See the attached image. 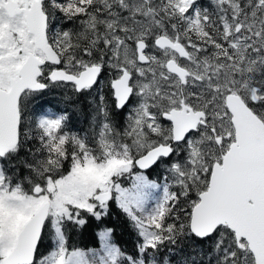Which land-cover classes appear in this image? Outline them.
Here are the masks:
<instances>
[{"label":"rangeland","instance_id":"1","mask_svg":"<svg viewBox=\"0 0 264 264\" xmlns=\"http://www.w3.org/2000/svg\"><path fill=\"white\" fill-rule=\"evenodd\" d=\"M188 2H191V0H133L132 7L127 6L121 0L120 6L116 0H104V5L102 0H78L59 3L62 10L69 9L80 17L72 21L74 26V29H70L72 40L68 39L67 41L66 37V45L61 46L63 49H67L69 54L60 51L66 59L65 64L62 66L70 71H76L83 64L93 65L107 61L105 65L101 64L100 66V68L108 66L105 68L107 72L103 79L98 78L92 86V90L88 87V91L83 89L73 91L65 86H56L55 92L48 90L44 95L43 104L45 107L43 110L41 109V114H38L36 107H31V112L27 116L20 114V126L27 122L26 127L40 130L44 136L59 139L46 141L41 149L38 146L35 156H33L34 153L29 156V159L33 162H30V160H28V163L23 162L26 163L25 169H30L38 178L33 186L39 185V181H44L45 189L43 192L40 190L39 192L32 191L25 194L17 184L12 182V179L8 180L10 175L7 174L5 183H0L1 254H5L10 249L22 223L37 208L38 204L46 198L50 200L51 205L44 229L50 226L51 234L42 242V247L47 248L48 241L52 246L45 251L46 254L41 257V261L44 264H85L79 251L75 250L67 253L64 248V236L59 221L67 213V207L73 205L74 209L75 207H84L88 210L98 208L101 212H104L105 201L97 203L94 198L99 191L110 189L113 202L125 211L127 216L136 219L132 212L133 209L144 208L145 205H148L147 208L154 212L151 218L158 220L167 205V201L163 202V196L168 189H172V192L168 193L171 206L164 210L166 212H174L173 210L176 209L178 204V194L184 196L183 200L187 197V194L191 195L190 188L194 186L192 184L201 178L199 169L203 162L202 158H199L195 163L193 162L200 145L191 141L192 136L185 135L181 147L174 148L172 143H167L172 147L171 154L161 157L154 165H152L153 160L150 159L151 161L145 165L150 171L138 169L134 163L133 148L135 150L141 148L140 140L134 138L135 123L130 121L125 124V122L130 118L141 120L147 118L145 113L150 110V104L148 103L151 100L149 97L154 99L153 106H160V110L164 112L169 111L170 108L181 109L183 107L184 110H188L189 107L196 109L206 105L210 111L209 115H213L210 88H214L223 98L227 92L239 93L240 91L251 96L252 87H255L256 96L254 100L264 103V0H212L210 7L215 8L217 12L213 13L208 19L209 24L213 26L212 33L215 35V39L213 40L209 34L203 36L202 39L208 41V44H206L208 48L200 55L182 60V64L185 62L191 76L189 79V86L191 87L189 93L187 95L180 94L182 87H184L182 82L178 87H175L170 82L165 81L166 71L158 75L152 73V76H150L151 81L147 75L142 76L143 79H138L137 85L138 87L141 86L142 93L137 88L131 102H129L130 95L124 106L120 109L115 108L111 86L112 70H116V67L121 70L126 67V60L124 58L121 59L124 62L119 60L118 52H120V56L130 53L132 58V55H135L136 47L135 44L126 46L123 41H118L116 38L118 30L114 29L111 33H107L109 29L117 24L121 29H128L131 32L126 34L128 39L136 40L147 37L150 33L155 34L157 29H169V22L175 20L187 25L195 24L199 19L191 16L192 11H187ZM157 5H160V7ZM197 7L193 6L191 9ZM162 10L165 12L166 19L160 16ZM109 15L111 16L109 17ZM114 15L117 16L112 20ZM1 17L0 14V87H5L8 86L9 76L17 72L22 59L26 55L28 46L32 45V48L35 46L33 42L29 44L26 43V39L21 40V37L17 40L11 39L8 35V26L5 24V19ZM66 19H68L67 13L63 17V20ZM81 19L86 20L88 23L101 24L104 43L102 39H98V33L94 32L91 27L85 29L90 31L93 44L89 48L93 50L94 54L98 55L97 57L87 59L84 55L82 56L83 52L86 51V46H82L77 42L83 38V35L78 37L79 32L83 34L79 28L80 23H82ZM201 20H203L202 17ZM102 23L109 25L107 31L105 25L103 28ZM64 36H68V34L65 32ZM114 36L116 41L109 45L108 40L110 39L108 38ZM195 44L192 42L187 48L191 49L193 47V51H196L195 47L198 45ZM250 47L252 51L248 52L247 49ZM210 48L214 51L213 59H211ZM107 49L112 55L106 54ZM37 52L36 47L35 54ZM148 52L150 53L148 56L152 57L150 58L152 59L151 65L160 64L162 68H165L166 60L169 57L163 63L155 62V60L160 59L166 53H161L160 56L155 57L156 49L152 45ZM40 56L42 57V55ZM42 58L45 59V57ZM149 61L146 63H149ZM129 62L128 65L130 66L135 64L134 59ZM178 62L180 63V61ZM212 63L213 65H211ZM46 65L47 60H45L43 66ZM167 71L168 76H170L171 71ZM151 84L154 86L151 87ZM55 109L56 112H61L62 117L60 120L59 117L56 118L55 116ZM260 109L264 112V106ZM66 110L71 115V119L78 122L76 130L82 136L95 129L92 119L100 114L106 124L98 139L105 137V141L102 142L100 152L97 153H85L75 150V156L85 160L77 158L72 160L61 176H58L48 172L49 166L56 162L55 166L57 167L66 162L65 160L69 159L70 151L74 147V143L69 141V138L78 137L75 136L76 132L70 130L69 134L67 132L73 125L68 119L64 118ZM49 111L51 112L48 115H43ZM152 118L155 123L148 131L153 134L159 129L161 123L154 111ZM178 119L181 129L190 123L188 113H179ZM132 125L134 131L129 133V137H127L124 128ZM171 126L170 120L165 123V127L172 136ZM204 127L202 132L205 137L203 138L204 144L201 152L204 153V157H207L215 154L213 145L208 147L210 139L221 142L224 132L215 130L211 123L204 125ZM141 131L144 130L141 129ZM112 139L122 146L112 144ZM160 141V143H166L164 140ZM104 148L105 150H102ZM176 150H180L179 154H176ZM10 152L9 156L11 155ZM184 157L189 158L190 167L187 170H183L179 165V158ZM2 171L3 169L0 168V172ZM206 186L207 182L199 192L205 189ZM195 201H197V198ZM223 228V226H219L209 234L211 240L206 241L205 245H212L213 251L204 255L205 264H226L230 261L235 264H251V262H246L242 258L244 250L250 259L249 253L243 249L242 245L235 249L232 242L221 241L223 236L220 235V232ZM140 231L143 233L142 242L138 245L140 251H145L148 245L156 246L157 243L162 241L153 228H142ZM99 237L106 254L104 259H107L108 254L114 256L115 247L111 243L109 230H100ZM0 264H2L1 261Z\"/></svg>","mask_w":264,"mask_h":264},{"label":"flooded vegetation","instance_id":"2","mask_svg":"<svg viewBox=\"0 0 264 264\" xmlns=\"http://www.w3.org/2000/svg\"><path fill=\"white\" fill-rule=\"evenodd\" d=\"M75 1H78V0H40L41 11L46 16V26H45L46 37L49 42L57 46L60 51L66 53L67 55H69L67 52V49H63L61 46L66 45L65 44L66 37H67V41L68 39L70 41L72 40V33L70 30V29H74L72 21L80 17H78V15L74 13L73 11L71 12L69 9L62 10L59 7V3H68V2H75ZM116 1L118 2V5L120 6V0H116ZM121 1L127 4V6H130V7L133 6V3H132L133 0H121ZM102 2L104 5V0H102ZM211 3H212V0H191V2H188L189 7L187 11L189 12L192 11L191 16L199 19V21L196 22L195 24L187 25V24H183V22L180 23L179 20H175V21L169 22V29H157L155 34L150 33L147 35V37H141L136 40L128 39L126 37V34L131 33L128 29H121L120 26H118L117 24L114 25L113 23L114 27L110 28L107 33H111L114 29H116L118 30V33L116 35V38L118 41L120 42L123 41L126 46L130 44H135V47H136L135 55H132V58L130 56L131 55L130 53H125L122 56H120V52H118V59L121 60L122 58H124L126 60V67H124L122 70L119 67H116L117 68L116 70H112L113 71L111 75L113 76L111 77L112 98L114 100L116 109L118 105H117L116 97L114 95L115 89L113 86V81L122 75L127 77L128 83H130L131 86L134 88V93L131 96L130 102L132 101V98L137 88H139L141 93L143 92V90L141 89V86L138 87L137 85L138 79H143L142 76L147 75L149 80L151 81L150 76H152L151 75L152 73H156L158 75L161 72L163 73L165 71H166L165 81L170 82L175 87H178L180 85V82H182V86L184 87H182L180 94L187 95L189 93L190 88H191L189 86L190 84L189 79L191 78V76H190L189 70L187 69L185 65V62L184 64H182V60L191 59L197 55H200L203 53L204 50L208 48V46H206V44H208V41L203 40L202 39L203 36H208L209 34V36L213 40L215 39V35L212 33L213 26L209 24L208 18H210L213 15V13L217 12V10L215 8L210 7ZM32 4H33V0H0V14L2 15L1 18L5 19V22H6L5 24L8 26V35L10 36L11 39L17 40L21 37V40L26 39V43H29V44H31L32 42L34 43V36L29 30V27L27 25V22L24 16V11L25 10L29 11L32 8ZM193 6H198V7L191 9ZM66 13L68 14V19L63 20V17L66 15ZM117 15L112 16V20H114V17ZM110 16L111 15H109V17ZM160 16L165 18L166 15H165V12H163V10ZM201 17L203 18V20L200 21ZM102 24L104 28L105 24L104 23ZM89 27H91L94 30V32L98 33V39H102L103 36L101 34L102 28H101L100 23H94V22L88 23L86 22V20H82V23H80V26H79L80 29L81 28L86 29ZM108 27L109 25L106 24L105 25L106 31ZM60 29H63V30H60ZM65 32L68 34V36H64ZM84 36H85L84 39L87 44L85 45L86 51L83 52L82 56L84 55L87 59H90L92 57H97L98 55L94 54L93 50H90L89 48V42L91 39L90 31H87ZM108 39H110L108 40L109 45H112L116 41L115 36L113 38H108ZM158 39L160 40V42L164 44L158 43ZM102 41L104 43L103 39ZM192 42L194 44L198 43V44H195V45H198L195 47L196 51H193V47L191 49L187 48V46ZM168 43H172V44L179 43L182 46V48L181 50H177L176 48L172 47ZM33 45L35 46L34 48H32V45L28 46L26 55L22 59L21 64L19 65L17 69V72L9 76L8 86L0 87V88H4L5 90H8L11 86V80L15 78H18L25 82V86L20 92L19 98H18V107L20 109V114H23L25 116L30 114L31 107H36L38 114H41V109L43 110V108L45 107L43 104L44 95L47 93L48 90H50V92H55L56 86H65L74 91V89H80L82 86H85L83 85L84 83L82 79L76 80L69 76L66 78L67 81L61 80L60 78H55L57 80H53L51 76V72L53 71V69H56L58 67L64 68L62 65L65 64L66 59L64 58V62H62V58L60 61H54L53 59H49L48 61L46 59V56H44L42 50L39 47H37L35 44ZM151 45L154 47V49H156L155 57L160 56L161 53L162 54L166 53V55H162L160 59L157 58L155 62L159 61L160 63H163L165 59L169 57L166 60V65H165L166 69L162 68L160 64L151 65L152 59L150 58L152 57L148 56V54H150L148 50ZM36 47H37L38 52L35 54ZM141 48H144L143 49L144 53L140 50ZM209 51L212 54L211 59H213L214 51L211 48L209 49ZM106 54L112 55V53L108 49L106 51ZM40 55H42V57H45V59L42 65L40 66V68L39 66H37L38 70L34 68L32 71L20 72V69L25 63V60L28 56L32 58L41 59ZM131 59L135 60V64H131L132 66L128 65ZM45 60H47V65L44 67L43 65L45 63ZM170 60H173L175 63L176 62L178 63L176 64L179 66L178 68L179 71L173 70L168 66V62ZM148 61L149 63H146ZM178 61H180V63ZM105 62L104 63L99 62V64H95L98 67V69L95 70V72H97L95 82L98 80L99 77L103 79V77L106 76L107 71L105 68L108 66H102L100 68L101 64L105 65ZM211 65H213V63ZM88 66H89L88 64H83L76 71H70L65 68L64 69L66 70L67 74H71L73 76L75 75V77H78L82 71H85L87 69ZM167 70L171 71L170 76H168ZM197 85L199 86V84ZM153 86L154 85L151 84V87ZM209 92L211 94V106L214 112L213 115H209L210 111L207 109L206 105H204V107L202 108H196V109L189 107V109L186 110L185 112L183 111L184 110L183 107H181L180 111H176L170 108L171 110L169 109L168 112L167 111L164 112L163 110H160V106L158 105L153 106L154 99L152 97H149L151 102L148 103L150 104V110L145 113L147 118L143 120L130 118V120L125 122V124L129 123L130 121H133L135 123V131L133 129V125L127 126L124 129L127 132V137H129L128 136L129 133H132L134 131V134H135L134 138L140 140V144L142 145V150L133 151L134 162L136 163L139 159H141L142 156L140 155L143 154L142 151L150 146L152 147L148 148L147 150L153 147H156V146H161L159 154L160 155L167 154L168 156L171 154L172 147L170 144H167V143H172L174 145V148L181 147L182 143L184 142L183 138L185 137V135L187 136L190 135L193 137L191 141L198 143L200 145L199 151L196 154V158L193 162L195 163L199 158H202V160L205 161L204 163L205 165L203 167H200L199 169L201 178L204 177L210 171V168L214 162L216 161L220 162L222 160V153L226 149L227 145L231 142L233 135H234L233 127H232L231 120H230V112L226 108L224 97L222 98L221 95L218 92H216L214 88H210ZM238 94L241 95L248 103L251 102L254 105V107L258 110H261L260 107L264 106V103L257 102L254 100L256 96L255 87H252L251 96L243 91H240ZM153 111L158 117L161 125H159V129L156 130V132L152 134L148 131V129L152 127L153 124L155 123L154 122L155 120H153L152 118ZM179 113H188L190 115V123H188V127L186 128L185 131H183L182 129L179 130L177 135H179L180 136L179 139H182V140L176 141L172 138L170 131H168L167 128L165 127V123L169 120L171 121V124H172L171 130L174 135L175 133L173 130V125ZM64 115L70 122H73L67 110L64 112ZM197 120H200V122L198 123L196 127H194L195 126L194 124L196 123ZM102 121H103L102 116L100 114H97L96 117L92 119L95 129L91 133H89L88 134L89 136L83 141V142H87L91 144L94 149H100L102 142L105 141L104 140L105 137H103L102 139H98V136L102 132V129L105 127V124ZM208 123H211L213 125V128L217 130L218 132L223 131L224 136L221 142H216L210 139L208 143V147H210V145H213V150L215 151V154L204 157V153L201 152V148L204 144L203 138L205 137L204 136L205 134L202 132V129H204L205 128L204 125ZM21 128L23 130L22 131L23 133H24V130H25V133H30L34 129L32 127H26V124L21 125ZM141 129H143L144 131H141ZM70 131L75 132L72 129H70ZM39 132L41 133L40 130ZM67 132L69 134V130H67ZM75 136H78V137L69 138V141L74 143V147L70 151L69 159L65 160L66 162H69L74 157H76L74 154V151L78 150L76 143L79 142L81 137L77 133ZM160 140H164L166 141V143L164 142L160 143L161 142ZM111 141H112L111 142L112 144L114 143L116 145H119V143H116L113 139ZM156 143H159V144L155 145ZM168 145L170 146V148ZM180 150H182V148H180ZM180 150H176V154H179ZM5 156L6 154L3 157ZM188 160L189 158H185V157L179 158V165L182 167L183 170H187L190 167ZM143 169L145 171L146 170L150 171L148 167L143 168ZM201 178L196 180L192 185L197 186V184L201 182ZM6 179H7L6 171L3 170L2 172H0V183L4 184ZM189 201L190 202L192 201V197L189 199ZM0 239L2 238L0 237Z\"/></svg>","mask_w":264,"mask_h":264},{"label":"water","instance_id":"3","mask_svg":"<svg viewBox=\"0 0 264 264\" xmlns=\"http://www.w3.org/2000/svg\"><path fill=\"white\" fill-rule=\"evenodd\" d=\"M24 16L36 43L42 46L49 59H53L50 46L41 43L46 38L45 14L41 11L40 0H33L32 8L25 10ZM158 43L164 44L159 39ZM171 46L177 50L182 48L178 43ZM168 66L179 71L173 60ZM96 69L97 66H88L77 80H83L87 70L91 71L93 78ZM26 71H30V67L24 64L20 72ZM61 76L66 77L65 74ZM126 80L122 75L113 81L115 92L122 89ZM24 86L23 80L15 78L8 90L0 88V155L18 142V98ZM115 96L118 100L119 95ZM225 103L232 114L234 140L223 154L222 163H214L208 186L199 193V200L191 209L189 227L197 236H204L220 223L226 224L234 231L237 240L246 239L255 263L264 264V121L237 94L228 93ZM173 130L175 137L179 138L178 123L174 122ZM156 148L161 149V146ZM141 160L145 165L151 161L146 154L137 163ZM49 209L50 201L46 199L25 220L14 244L3 256V263L30 264L34 261Z\"/></svg>","mask_w":264,"mask_h":264},{"label":"trees","instance_id":"4","mask_svg":"<svg viewBox=\"0 0 264 264\" xmlns=\"http://www.w3.org/2000/svg\"><path fill=\"white\" fill-rule=\"evenodd\" d=\"M78 37L83 35L82 40L77 41L82 46L86 45L85 33L87 30L81 28ZM92 36L89 47L92 45ZM264 116V112L262 113ZM71 116V115H70ZM19 130V140L17 145L12 148L6 157L0 155V168L6 171L8 180L17 184L24 193L32 191L33 183L38 179L30 169H25L29 156L34 153L38 145H43V141H47L49 136L42 133L32 131L31 133ZM113 136V135H112ZM12 159V160H11ZM26 162V163H23ZM63 168L58 169V173L63 172ZM42 175V174H40ZM43 176V175H42ZM207 179H201L198 187L191 186L190 193L193 190L202 188ZM38 183L43 184L44 181ZM188 196V195H187ZM178 205L172 213L164 211L170 206L164 207L160 215L161 226L158 230V237L162 239L156 246H147L145 251H140L138 245L142 242V228L147 229L148 224L152 220L151 216L154 212L150 211L145 205L144 208H134L133 213L136 219L127 216L125 211L115 205L113 200H109L105 211L101 212L98 208L88 210L83 207H67V213L63 215L59 221L61 232L64 236V248L67 253L79 251L80 256L85 264H205L204 255L213 251L212 245L206 246L205 242L211 240V236H196L189 228L188 220L190 207L187 206V197L183 200L182 194L177 195ZM169 198L168 195L165 196ZM186 208L188 212L186 211ZM221 230L220 235L223 236L224 242H232L235 249H238L236 240L233 238V232L226 226ZM100 229L110 230V240L115 247L114 256L107 255L104 259L105 251L102 248L97 231ZM51 229L48 226L42 236V242L46 237L50 236ZM233 239V240H232ZM232 240V241H231ZM220 241V242H221ZM52 244L48 241L47 248L38 249L35 262L33 264H44L41 257L46 253ZM39 248V247H38ZM242 258L246 262H251L247 254L243 250ZM226 264H235L230 261ZM252 264V262H251Z\"/></svg>","mask_w":264,"mask_h":264},{"label":"bare ground","instance_id":"5","mask_svg":"<svg viewBox=\"0 0 264 264\" xmlns=\"http://www.w3.org/2000/svg\"><path fill=\"white\" fill-rule=\"evenodd\" d=\"M115 94H116V95L120 94V91H119V90H118V91H116V92H115Z\"/></svg>","mask_w":264,"mask_h":264}]
</instances>
